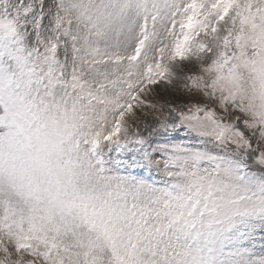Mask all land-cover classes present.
Listing matches in <instances>:
<instances>
[{
    "label": "snow or ice",
    "instance_id": "6c2138e0",
    "mask_svg": "<svg viewBox=\"0 0 264 264\" xmlns=\"http://www.w3.org/2000/svg\"><path fill=\"white\" fill-rule=\"evenodd\" d=\"M0 264H264V0H0Z\"/></svg>",
    "mask_w": 264,
    "mask_h": 264
}]
</instances>
